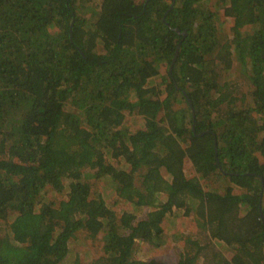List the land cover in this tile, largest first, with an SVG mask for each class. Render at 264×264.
<instances>
[{"label":"trees","instance_id":"1","mask_svg":"<svg viewBox=\"0 0 264 264\" xmlns=\"http://www.w3.org/2000/svg\"><path fill=\"white\" fill-rule=\"evenodd\" d=\"M89 1L0 0V264H62L80 230L103 233L96 264H142L136 240L158 245L184 206L207 243L174 264H264V0ZM87 172L151 209L119 217ZM217 175L224 190L203 186Z\"/></svg>","mask_w":264,"mask_h":264},{"label":"rangeland","instance_id":"2","mask_svg":"<svg viewBox=\"0 0 264 264\" xmlns=\"http://www.w3.org/2000/svg\"><path fill=\"white\" fill-rule=\"evenodd\" d=\"M102 1L103 0H90L89 4L100 9ZM215 2L216 1L212 2L211 7L212 9L219 11L218 16L220 18L218 21L221 25V35L223 39H226L232 33L231 30L234 19L224 16L223 10L220 6L217 8V4ZM80 12H82V10ZM88 14L91 15V11H88ZM251 28L252 27L250 25H247L245 26L244 31H250ZM164 68H166V66H162L160 73L153 76V78L149 80V86H153L161 81L162 75H164L162 72ZM223 70L224 68L222 71ZM227 73H229V75L226 80L236 85L238 95H246L248 97L251 83L245 73V70L241 67L237 60H234L233 67ZM240 102L241 101H239V103ZM126 126L130 129L144 127V118L135 113H127L123 127ZM107 156L110 158V155L107 154ZM144 170L145 167L136 172L135 182L138 186L141 185V173L144 172ZM184 170L188 177L198 175L193 164L188 158H185ZM86 175L87 180L96 184L98 190L103 194V197L109 206L113 207L116 202L115 207L119 217L123 212H133L138 217H143L146 215L147 211L151 209V207H139L119 196L118 193H116V191L108 185V183H111V179L108 176L95 177L88 172ZM225 181L228 182L227 178ZM201 182L203 183V186H206L207 188L219 187L220 190H224L227 187V184L225 185L222 178L218 175L205 179L201 178ZM240 189L241 188L238 187L237 192H241ZM50 194L54 196L52 193ZM61 196H65V192L62 193ZM187 211V207L184 206L182 208H174L173 211L167 215L164 219L163 236L160 240H158L161 241L158 245L137 239L134 245L135 250L130 260L141 261L142 264H174L185 255V249L193 248L194 251L195 248L192 246H196V244L192 243L194 240L202 241V244L206 245L207 235L197 225V216L195 211H190L189 213H187ZM102 236L103 233L100 235H91L85 230L78 231L69 242V252L62 264H96L97 258L103 252L101 247ZM214 242H216V240H214ZM216 249H223V247L219 244ZM210 250L211 249L208 247L204 249L203 252L205 253V256H209ZM203 263L204 259L201 257L197 260L196 264Z\"/></svg>","mask_w":264,"mask_h":264},{"label":"water","instance_id":"3","mask_svg":"<svg viewBox=\"0 0 264 264\" xmlns=\"http://www.w3.org/2000/svg\"><path fill=\"white\" fill-rule=\"evenodd\" d=\"M73 22H74V20L72 21V25H73ZM71 33H72V31H71ZM185 33H186V31H184V34ZM179 46H180V43L177 44L176 51H175V55H174V58H173V62H172V64L169 67V73L170 74H172V71H173V65H174V62L176 61V58H177V55H178ZM190 103H191V108H192V111H193V116L195 117V110H194L193 104H192L191 101H190ZM194 131H195V127H194ZM204 133H205V131H203V132H201L199 134H204ZM216 151H217V143H216Z\"/></svg>","mask_w":264,"mask_h":264}]
</instances>
